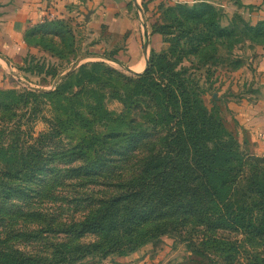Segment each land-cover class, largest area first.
Segmentation results:
<instances>
[{
  "label": "rangeland",
  "instance_id": "rangeland-1",
  "mask_svg": "<svg viewBox=\"0 0 264 264\" xmlns=\"http://www.w3.org/2000/svg\"><path fill=\"white\" fill-rule=\"evenodd\" d=\"M146 7L151 46L141 72L131 71L128 59L122 61L126 67L114 61L119 48H91L94 43L66 23L31 28L30 44L41 51L29 50L28 61L0 60V127L21 126L22 139L29 141L41 135L44 153L58 157L54 167L69 175L52 188L58 200H33L32 207H22L26 215L10 220L16 222L15 231L26 233L12 242L48 264H129L140 249L170 264H264V148L242 135L230 106L254 89L246 73L264 49V18L253 22L241 0H152ZM183 95L219 124L208 134L211 147L227 145L217 156L218 165L232 158L231 166H223L224 177L212 176L220 194L213 211L221 226L210 230L192 218L177 224L176 231L148 234L144 242L136 236L129 245L126 236L106 252L93 247L103 242L101 233L78 236L54 230L83 219L94 199L118 191L108 186L111 180L75 177L89 171L86 161L97 156L127 160L105 170L113 176L138 170V159L149 150L145 143L158 142L168 127L157 114L160 105L172 114ZM106 143L110 148L102 150ZM1 166L6 164L1 161ZM1 223L4 229L6 223Z\"/></svg>",
  "mask_w": 264,
  "mask_h": 264
},
{
  "label": "trees",
  "instance_id": "trees-1",
  "mask_svg": "<svg viewBox=\"0 0 264 264\" xmlns=\"http://www.w3.org/2000/svg\"><path fill=\"white\" fill-rule=\"evenodd\" d=\"M51 24L62 26L64 22L56 20ZM69 34L72 36L71 31ZM182 98L180 107H174L172 114H168V109L160 105L157 114L168 127L158 142L145 143L150 144L149 150L138 159V170L128 176L123 172L113 176L106 174L105 170L117 162L127 160L116 161L99 155L86 161L85 168L89 171L82 175L77 173L75 177L90 182H96L97 177L104 181L111 180L108 186L113 185L118 191L94 199L93 208L83 219L64 223L54 230L78 236L89 231L101 233L103 242L93 247L106 252L120 246L126 236L131 237L129 245L133 244L136 236H140V242H144L143 238L148 234L155 236L159 231L160 234L176 231L177 224H187L192 218L210 230L221 226L217 225L220 220L218 211H213V207L218 206L220 194L218 192L217 195L212 176L224 177L223 166H231L232 158L227 157L225 165H218L220 159L217 156L227 145L218 143L211 147L209 142L212 140L208 134L216 132L219 124H216L213 117L207 119V113L198 102L193 103L188 96L183 95ZM171 106L167 107L173 108ZM196 107L199 111H196ZM21 131V126L0 127V162L6 164V167H0V226L1 222L6 223L5 228L0 229V264H48L46 258L27 254L14 245L12 238L24 237L26 233L15 231L16 222L11 223L10 220H18L26 215L22 207L27 204L32 207L33 200L37 202L44 196L54 200L59 198L52 193V188L63 185L69 175L54 167L58 157L53 159L44 153L45 143L41 135L29 141L22 139ZM108 144L102 150H108ZM84 146H80L79 150L83 151ZM7 165L18 166V169ZM98 168L102 171H98ZM49 171L53 174L48 175ZM225 198L232 200L229 196ZM82 200L79 199L80 202ZM223 220L224 224H232L229 219ZM239 220L245 222L246 217L242 215ZM9 223L13 226H9ZM247 226H251V223ZM205 233L208 234V231ZM204 238L208 239L207 236Z\"/></svg>",
  "mask_w": 264,
  "mask_h": 264
},
{
  "label": "crops",
  "instance_id": "crops-1",
  "mask_svg": "<svg viewBox=\"0 0 264 264\" xmlns=\"http://www.w3.org/2000/svg\"><path fill=\"white\" fill-rule=\"evenodd\" d=\"M241 1L253 22L264 18V0ZM150 2L152 0H0V60L28 61L29 50L38 51L40 46L30 44L27 32L34 26L61 20L69 24L76 35L80 32L85 42L92 41L91 48H119V60L114 61L126 67L122 61L128 59L129 69L141 72L151 46L147 42L146 15V4ZM246 74L255 83L254 89L247 95L243 93L244 97L232 101L230 106L242 135L263 149L264 49L259 50ZM149 252L140 249L139 257L129 264H170L152 259Z\"/></svg>",
  "mask_w": 264,
  "mask_h": 264
}]
</instances>
